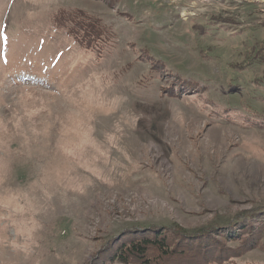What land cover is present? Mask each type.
Instances as JSON below:
<instances>
[{
  "label": "rangeland",
  "instance_id": "obj_1",
  "mask_svg": "<svg viewBox=\"0 0 264 264\" xmlns=\"http://www.w3.org/2000/svg\"><path fill=\"white\" fill-rule=\"evenodd\" d=\"M247 216L264 264V0H0V264Z\"/></svg>",
  "mask_w": 264,
  "mask_h": 264
},
{
  "label": "trees",
  "instance_id": "obj_2",
  "mask_svg": "<svg viewBox=\"0 0 264 264\" xmlns=\"http://www.w3.org/2000/svg\"><path fill=\"white\" fill-rule=\"evenodd\" d=\"M174 86L180 88L181 84ZM238 220L239 225L224 231L219 227L194 232L173 227L132 231L109 240L86 264H236L232 257L254 248L261 232L258 219L247 216ZM233 240L240 242L230 245Z\"/></svg>",
  "mask_w": 264,
  "mask_h": 264
}]
</instances>
